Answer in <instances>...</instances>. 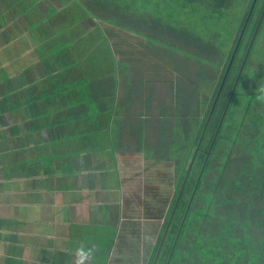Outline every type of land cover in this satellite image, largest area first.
<instances>
[{
    "label": "crops",
    "instance_id": "crops-1",
    "mask_svg": "<svg viewBox=\"0 0 264 264\" xmlns=\"http://www.w3.org/2000/svg\"><path fill=\"white\" fill-rule=\"evenodd\" d=\"M89 1L0 0V264H76L82 245L84 264H110L153 195L152 171L173 177L162 148L204 103L195 83L217 79L180 44L81 10ZM49 14L81 18L101 42L56 59Z\"/></svg>",
    "mask_w": 264,
    "mask_h": 264
},
{
    "label": "trees",
    "instance_id": "trees-1",
    "mask_svg": "<svg viewBox=\"0 0 264 264\" xmlns=\"http://www.w3.org/2000/svg\"><path fill=\"white\" fill-rule=\"evenodd\" d=\"M113 1L103 0L113 7L120 6L126 16L138 17L153 29H177L185 40L197 46L201 43L200 48L210 51L214 58L211 62L203 59L204 62L214 64L218 75L212 82L206 77L204 103L195 101L189 106L188 131L185 127L182 134L175 131L174 138L181 136L182 140L162 148L167 153L166 159L173 160L175 187L148 264H153L172 211L154 264H264V103L257 99L259 88L264 87V69L256 65L249 68L253 45L213 141L264 0H255L252 6L210 115L252 0ZM186 5L194 6L187 9L193 12L189 17L194 18L185 19L178 13ZM234 7L241 10L235 25L230 15ZM46 20L60 26V29L52 28L55 34L50 38L60 48L50 52L55 53L56 59L68 57L74 51L71 47L74 42L81 44L86 38L94 44L101 42L100 30H83L79 24L81 18L59 19L49 14ZM263 21L264 16L259 28ZM118 26L144 35L139 28L123 23ZM218 56L222 61L215 59ZM195 88L201 99V84L195 83ZM155 157L165 159L162 154ZM185 173L186 180L175 205Z\"/></svg>",
    "mask_w": 264,
    "mask_h": 264
},
{
    "label": "rangeland",
    "instance_id": "rangeland-1",
    "mask_svg": "<svg viewBox=\"0 0 264 264\" xmlns=\"http://www.w3.org/2000/svg\"><path fill=\"white\" fill-rule=\"evenodd\" d=\"M113 2L117 3V1ZM79 6L81 10H87L88 14L93 13V15L96 16L98 20H102L108 23H110L109 21H112L117 26L119 23H123V25L129 27L139 28L140 30L146 32L148 35H155V37L158 36L162 40L180 44L179 46L181 48H184L194 56L199 57L196 58L194 56H191L193 59L200 60L201 62H204L203 59L207 60L208 62H211L210 60L214 59L213 54L210 51H208L207 49L204 51V49L200 48L202 45L201 43L200 46H197L195 42L191 40L189 41L188 39L185 40L182 33L177 29H153L151 25L148 26L143 20H140L138 17L132 18L126 16L121 11L120 6H118V8L113 7L110 4L108 5L104 3L103 0H94L93 2H79ZM192 8H194V6L186 5L182 8L181 12L178 13L182 16V18L192 19L194 17L189 16L190 12L192 14L193 12L191 10H187ZM240 12L241 10L238 7H234L233 11L230 14L232 15L234 25L236 24L237 17L239 16ZM136 19H138V21H136ZM259 29L254 39V44H252L253 48L251 47L252 52L249 61L250 63H252V65L249 63V68L256 65L259 67L263 66L264 69V21L261 28ZM215 59H218L219 61L221 60V57L218 56ZM213 62L219 63L217 61ZM250 76L251 79H254L252 75ZM216 78L217 76L215 77V79ZM205 80L206 79L204 78H201L200 80V90L202 93L206 92L205 84H207V81ZM248 89H250V87ZM158 169L161 170L160 168ZM156 172L152 171L153 195L145 197V199L147 198V200H149L147 208L142 210L141 214L136 213L133 219H127V221H125L123 240L122 242L117 244L115 248L116 250L113 251L110 264H148L150 254L154 247L157 235L159 233L175 187V180L173 177H170V173L172 172L170 166L163 173H158V170Z\"/></svg>",
    "mask_w": 264,
    "mask_h": 264
},
{
    "label": "water",
    "instance_id": "water-1",
    "mask_svg": "<svg viewBox=\"0 0 264 264\" xmlns=\"http://www.w3.org/2000/svg\"><path fill=\"white\" fill-rule=\"evenodd\" d=\"M254 3H255V0H252V3L249 5L248 13H247L246 19H245V21H244V24H243V26H242V28H241V31H240V33H239V36H238V38H237V41H236V44H235V46H234L233 52H232V54H231V56H230L229 62H228L227 67H226V70H225L224 75H223V77H222V80H221V82H220V85H219L218 91H217L216 96H215V98H214V101H213V103H212V106H211V110H210L209 115L211 114V112H212V110H213V107H214V105H215V102L217 101V98H218L219 93H220V91H221V88H222V86H223V83H224V80H225L226 74H227V72H228V70H229L230 64H231V62H232V59H233V57H234V55H235V52H236V49H237V47H238L239 41H240V39H241V37H242V34H243V31H244V29H245L246 23H247V21H248V19H249V16H250L251 12H252L251 9H252V6H253ZM263 16H264V5H263L262 8H261V13H260L259 18H258V20H257L256 26H255V28H254V31H253L252 36H251V38H250V41H249V43H248L247 49H246V51H245L244 57H243V59H242V62H241L240 68H239V70H238V72H237V75H236L235 81H234V83H233V86H232L231 92H230V94H229V97H228V99H227L226 105H225L224 110H223V112H222L221 118H220L219 123H218V127H217V129H216V131H215V134H214L213 141H214V139H215V136H216V134H217V131H218V129H219V126H220V124H221V121H222V119H223V116H224V114H225V112H226L227 106H228V104H229V101H230L231 95H232V93H233V91H234V88H235V86H236V84H237V81H238V78H239V76H240V73H241V70H242V68H243V65H244V63H245V61H246V59H247V56H248V54H249V51H250V49H251V47H252V44H253V42H254V39H255V37H256V34H257V32H258V29H259L260 24H261L262 19H263ZM213 141H212V142H213ZM195 153H196V151L194 152V154H193V156H192V159H191V161H190V164H189V167H188V170H187L186 173H188V171H189V169H190V167H191V164H192V162H193V159H194ZM207 155H208V152H207ZM202 169H203V168H202ZM186 173H185V175H184V180H183L182 185H181V187H180V191H179V194H178V196H177V199H176L175 205H176V203H177V200H178V198H179V195H180L181 190H182V188H183V185H184V183H185V180H186V178H185V177H186ZM173 210H174V208H173ZM172 213H173V211H172L171 214H170L169 220H168L167 225H166V227H165V229H164V232H163V234H162V238H161V241H160V244H159V248H160V246H161V243H162L163 238H164V236H165V233H166V231H167L168 224H169V221H170V219H171ZM159 248H158V250H157V252H156V255H155V259H154V261H153V264H154V262H155V260H156L157 255H158Z\"/></svg>",
    "mask_w": 264,
    "mask_h": 264
},
{
    "label": "clouds",
    "instance_id": "clouds-1",
    "mask_svg": "<svg viewBox=\"0 0 264 264\" xmlns=\"http://www.w3.org/2000/svg\"><path fill=\"white\" fill-rule=\"evenodd\" d=\"M258 101L264 103V87L259 88ZM93 254V250L91 248L86 249L83 245L76 250V264H84L85 260L89 259Z\"/></svg>",
    "mask_w": 264,
    "mask_h": 264
}]
</instances>
